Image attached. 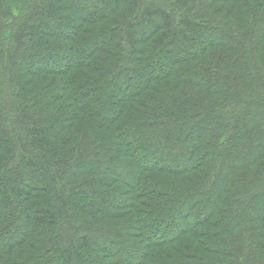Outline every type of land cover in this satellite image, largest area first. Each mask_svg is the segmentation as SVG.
Returning <instances> with one entry per match:
<instances>
[{
    "label": "trees",
    "instance_id": "obj_1",
    "mask_svg": "<svg viewBox=\"0 0 264 264\" xmlns=\"http://www.w3.org/2000/svg\"><path fill=\"white\" fill-rule=\"evenodd\" d=\"M0 264H264V0H0Z\"/></svg>",
    "mask_w": 264,
    "mask_h": 264
}]
</instances>
